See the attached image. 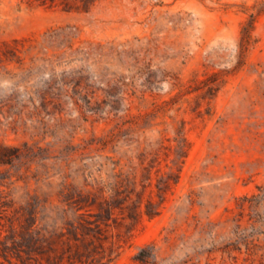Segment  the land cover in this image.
I'll use <instances>...</instances> for the list:
<instances>
[{"label":"rangeland","instance_id":"374dc122","mask_svg":"<svg viewBox=\"0 0 264 264\" xmlns=\"http://www.w3.org/2000/svg\"><path fill=\"white\" fill-rule=\"evenodd\" d=\"M0 264H264V0H0Z\"/></svg>","mask_w":264,"mask_h":264},{"label":"trees","instance_id":"16d2710c","mask_svg":"<svg viewBox=\"0 0 264 264\" xmlns=\"http://www.w3.org/2000/svg\"><path fill=\"white\" fill-rule=\"evenodd\" d=\"M255 28V18H250L242 27L241 31V37L239 41V47L241 52V62H244V56L245 52L248 49L249 45L254 40L253 38V30ZM164 79V77L157 79V76L155 74L148 75L147 78H145V83L148 85L153 84V82L159 80L161 81ZM115 85L109 89L106 90L107 95H109L108 99L98 100L96 99L94 102L91 100H88V107L87 109L92 112H104V111H113V110H120L123 107H126V103L124 102L126 100V97L123 95L125 92L123 88V84L121 82H115ZM104 102V105L102 104Z\"/></svg>","mask_w":264,"mask_h":264}]
</instances>
